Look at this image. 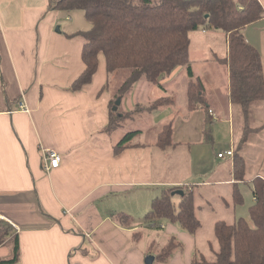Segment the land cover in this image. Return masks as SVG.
Returning <instances> with one entry per match:
<instances>
[{
	"label": "crops",
	"instance_id": "0c3cea01",
	"mask_svg": "<svg viewBox=\"0 0 264 264\" xmlns=\"http://www.w3.org/2000/svg\"><path fill=\"white\" fill-rule=\"evenodd\" d=\"M49 1L0 0V228L19 237L20 258L15 264H146L148 253L130 242L125 228L117 227L116 217L121 211L134 215L137 210H150L153 197L181 185L195 191L199 218L202 211H211L214 194L218 201L235 205L229 223L245 216L252 225L245 210L256 202L253 177L264 178V100L251 109L249 118L252 127H263L250 131L247 142L235 149V157L239 153L245 159L248 182L236 180L232 173L235 157L218 156L236 148L245 130L243 116L230 99V70L222 61L228 54V35L202 29L205 34L223 33L224 47L192 46L191 36V70L203 85L207 109L189 111L186 99L178 112L176 103L147 111L151 116L147 129H118L113 134L125 112L136 107L121 95L127 110L120 111L118 105V119L111 125L110 102L119 92L111 88L117 74L107 72L103 53L93 80L71 90L86 67L82 59L85 38L79 32L92 24L82 9L50 10ZM260 2L264 8V0ZM244 34L259 49L264 69V18L247 25ZM216 64L227 67V73L222 70L228 86L226 90L218 87L220 94H211L206 75ZM179 68L161 80L163 87L175 79ZM140 83L135 82L129 93ZM20 99L29 112L20 109ZM219 118L229 125V137L219 134ZM170 121L178 144L161 149L157 137ZM133 130L141 131L133 137V146L116 151V144ZM48 148L61 155L60 166L49 172L44 167V149ZM234 183L244 194L249 185L252 199L247 195L243 198L248 202L235 203ZM236 204L241 206L236 209ZM136 221L134 229L140 224ZM167 221L169 234L185 244L168 264H192L196 252L213 256L210 243L217 248L213 234L217 221L203 237ZM14 249L12 239L0 242V259L11 258Z\"/></svg>",
	"mask_w": 264,
	"mask_h": 264
},
{
	"label": "trees",
	"instance_id": "16d2710c",
	"mask_svg": "<svg viewBox=\"0 0 264 264\" xmlns=\"http://www.w3.org/2000/svg\"><path fill=\"white\" fill-rule=\"evenodd\" d=\"M48 5L50 10L82 9L92 24L86 32H79L85 38L82 59L86 67L71 90L80 89L93 80L99 69L101 53L105 56L108 73L128 71L117 97L129 92L133 84L141 79L164 88L161 80L176 68L185 66L190 76L187 83L189 111L208 107L203 85L194 79L191 70L190 32L222 30L228 35V54L222 61L230 70V99L241 112L245 127L241 142L232 148L233 157L235 149L239 150L247 142L249 132L263 127V124L256 128L249 124L251 109L264 100L262 55L244 34L247 25L264 18L260 0H50ZM117 97L110 102L111 125L118 119L119 107L117 110L113 108ZM175 102L171 96H160L146 105H137L135 110L152 111ZM140 132L128 131L116 144V151L125 146L132 147L133 137ZM174 132L173 122L170 121L162 127L156 144L161 149L175 147L178 143L173 140ZM205 132L208 136V127ZM232 170L236 180L248 182L245 159L239 153L234 158ZM252 181L256 202L249 207V212L253 224L243 217L234 223L216 222L217 248L210 243L214 258L196 252L192 264H264V178L254 176ZM180 188L184 194H173ZM195 196V191H191L188 185L164 189L161 195L151 200V208L142 218L140 227H155L166 218L191 235L195 234L202 224L196 213ZM232 198L237 204L244 202L237 183L233 187ZM116 219L130 230L137 222L134 216L125 213L117 215ZM140 227L134 229V238L141 237ZM8 238L14 240V254L7 260L0 259V264H15L20 258L18 235L10 236L9 230L0 228V242ZM182 246L183 242L171 236L167 245L155 254L156 261L166 263Z\"/></svg>",
	"mask_w": 264,
	"mask_h": 264
},
{
	"label": "rangeland",
	"instance_id": "374dc122",
	"mask_svg": "<svg viewBox=\"0 0 264 264\" xmlns=\"http://www.w3.org/2000/svg\"><path fill=\"white\" fill-rule=\"evenodd\" d=\"M191 36L193 38L192 40V46H201V47H206V45H217L218 47H224L225 44H227V42L225 41V37L223 35V33H214L210 32L209 34H205L204 31H202V29L200 30H194L190 32V43H191ZM197 37V39H196ZM191 46V45H190ZM201 47L199 48V50L201 49ZM192 48V47H191ZM197 50L196 48H194V51ZM224 57V56H223ZM222 68H224V70H226L227 73V67L225 65H219L216 64L214 66H212L211 68V73L208 75H206L207 78V88L209 90V92L216 93V94H220L218 91V87H223L224 90L227 89V86L229 84H227V74L224 73V71L222 70ZM179 73L176 75L175 79H173L172 81L166 82L164 84V88L162 87H158L156 84L151 83L150 81H148L147 79H142L140 80L141 83L139 84L138 87H136V89H132V91L127 94H125V101L128 103H133V106L135 105V107L137 105H146L147 103L153 102L155 99H157L158 97H160V95L162 96H171L174 98V100H176V105L175 108L178 109L181 107V105L184 106V104H186L187 102V96H186V89H187V82L190 79V76L188 74V72H186V67H180L179 68ZM128 72L127 70H117L115 72V74H117V81L116 79H113V82L111 83V88L115 90V93L117 94L120 91V85L122 84V82L125 79V74ZM116 81V82H115ZM228 81H229V77H228ZM119 83H121L119 85ZM230 86V84H229ZM118 91V92H117ZM125 102V103H126ZM121 104L120 106V111H126L127 109L125 108L126 104ZM127 103V104H128ZM188 103V102H187ZM129 104V105H131ZM182 110V108H181ZM147 112V111H146ZM144 112H141L140 110H135V111H126V117L124 120L120 121L118 124V127H116V131L113 130V134L118 132V129L123 130V129H135V128H139L142 127L144 129H147L149 127V120L151 119L150 114ZM256 114H258V112H256ZM217 124H219L222 128L219 131V134H221V132H224L223 134L225 135V133H228V137H229V130L230 127H228L229 125L226 123H222L221 119L219 118L218 121H216ZM227 135V134H226ZM246 193L244 194L243 192H240L242 197H246L248 195L249 198L252 199L253 196V192L251 191V187L248 185V187H246ZM211 197L213 199H215V201H210V206H209V210L211 211H207V212H203L201 214L202 219L200 218L202 224L201 227L198 229L197 232H199L198 234H200L201 237L205 236L207 233L210 234V231H213V227H211L212 224H214V221L218 222V221H225L227 223H229V221H233V213H234V209H235V205L230 203L229 200L228 201H218V199H216L215 195L212 194ZM248 198V199H249ZM174 200L177 202V200L174 198ZM124 200L122 199V202ZM118 202V200L116 201ZM248 202V201H246ZM245 201L243 203H246ZM121 203V202H120ZM209 203V202H207ZM150 204H152V201L150 202ZM150 206V205H149ZM238 206L241 205H237L236 204V209ZM229 207V208H226ZM213 210V211H212ZM147 211H144L143 213L139 212V210H137L135 212V214H131L132 216L135 217V220H140V225L142 224V219L146 216ZM123 213H127L125 211H121ZM121 212H117V213H121ZM245 214L250 215L249 210H245ZM117 215V214H116ZM219 215V216H218ZM243 218L246 219L245 216H243ZM168 219L164 218L161 223H159L158 225H156L155 227L153 226H142L140 227L139 230H142V235L141 237H133V232L135 231L134 228L130 229H122L124 230L123 233H125L127 235V237L130 239V242L132 244H134L135 246H138L139 249L145 251L146 253L149 254H156L157 252H159L160 250H162L166 245L167 242L169 240V238L171 237V234H169L168 229L165 228V225L168 224ZM247 220V219H246ZM236 221V220H235ZM248 221V220H247ZM138 222V221H137ZM118 224V228L121 230V228H123L124 226L117 221ZM163 227H161V225H163ZM216 224V223H215ZM214 224V226H215ZM215 230V228H214ZM196 232V233H197ZM215 231H213L214 234ZM174 236V235H173ZM176 237V236H175ZM139 238V239H138ZM177 238V237H176ZM178 241L182 242L180 239L177 238ZM86 244L89 245L88 242H86ZM93 250L95 248H92ZM185 249V244L183 243V246L181 248H179L178 250H175L174 253L179 252V250H184ZM96 250V249H95ZM151 252V253H150ZM92 254V251L89 249V254ZM96 253L97 252L96 250ZM95 254V253H94ZM208 254H210V252H208ZM211 255V254H210ZM146 257V256H145ZM211 258H214L213 256ZM172 259L169 258L166 263L163 262H159L156 261L153 264H168L170 262V260Z\"/></svg>",
	"mask_w": 264,
	"mask_h": 264
},
{
	"label": "built area",
	"instance_id": "2783aa9c",
	"mask_svg": "<svg viewBox=\"0 0 264 264\" xmlns=\"http://www.w3.org/2000/svg\"><path fill=\"white\" fill-rule=\"evenodd\" d=\"M18 105L20 106V109L22 111L29 112V107L26 105L24 99H20L18 101ZM209 113L211 114L212 117H215V114L213 113V111L211 109H209ZM218 156H220V157H225V156L233 157L234 156V150L229 149V150L220 152L218 154ZM44 162H45V165H44L45 170L47 172H49L52 169L58 168L60 166L61 155L55 149H52V148L44 149ZM0 218H1V214H0Z\"/></svg>",
	"mask_w": 264,
	"mask_h": 264
},
{
	"label": "water",
	"instance_id": "95a60500",
	"mask_svg": "<svg viewBox=\"0 0 264 264\" xmlns=\"http://www.w3.org/2000/svg\"><path fill=\"white\" fill-rule=\"evenodd\" d=\"M59 30V26H58V28H57V31ZM115 103H116V105L113 107L114 108V110H117V108H118V105H120L121 104V97H118L117 98V100L115 101ZM176 193H180V194H184V190L183 189H177L176 191H174L173 192V194H176ZM146 259H145V263L146 264H153L154 263V261H155V255L154 254H149V255H147L146 257H145Z\"/></svg>",
	"mask_w": 264,
	"mask_h": 264
}]
</instances>
